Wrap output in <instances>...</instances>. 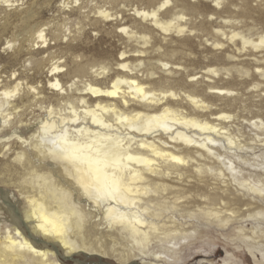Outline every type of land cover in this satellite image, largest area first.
Listing matches in <instances>:
<instances>
[{"label":"bare ground","instance_id":"6f19581e","mask_svg":"<svg viewBox=\"0 0 264 264\" xmlns=\"http://www.w3.org/2000/svg\"><path fill=\"white\" fill-rule=\"evenodd\" d=\"M262 185L264 0L0 2V264H264Z\"/></svg>","mask_w":264,"mask_h":264},{"label":"snow or ice","instance_id":"6c2138e0","mask_svg":"<svg viewBox=\"0 0 264 264\" xmlns=\"http://www.w3.org/2000/svg\"><path fill=\"white\" fill-rule=\"evenodd\" d=\"M0 2H2V0H0ZM9 6L11 7V5H9ZM40 35H41V37H42V36H43V33H41ZM114 87H115V85H114ZM107 95H115V92H109V93H107ZM97 107H99V105H98ZM93 122H94V123L96 122L95 119L93 120ZM64 143H68L67 136H65ZM141 147H144V145H141ZM66 158H67V157H66ZM71 158H72V159H77L78 157H77L75 154H72V155H71ZM127 159H128V160H132L133 157H132V156H128ZM173 159H176V158L173 157ZM106 166H107V165H106ZM122 180H123L122 177H120V178L113 177V179H112V183L116 186L115 191H119V186H120V184L122 183ZM85 187L87 188L88 185H85ZM112 194H113V193H111V192L107 193V195H108L109 197H111ZM260 194H261L262 196H264V185H262V186L260 187ZM97 198H98V199H99V198H102L99 189H97ZM37 219H38L39 221H42V222H41V223H37V224H35V225H34V229L38 230L40 233H43V234H44L45 236H47V237H52V238H59V237H62L63 232H62V230H61V229H60V228L54 223V221H52V220H50V219H48V218H46V217H43V216H38ZM136 222L139 223V220H137ZM17 235H19V233H17ZM28 247L31 248V250H32L33 252L36 251V249H35V248H32L31 245H28Z\"/></svg>","mask_w":264,"mask_h":264},{"label":"rangeland","instance_id":"374dc122","mask_svg":"<svg viewBox=\"0 0 264 264\" xmlns=\"http://www.w3.org/2000/svg\"><path fill=\"white\" fill-rule=\"evenodd\" d=\"M225 249H226V246L224 244L216 242L212 245L207 244L203 248H198V250H196V251L197 252H203L204 250H206L207 255H210V256L215 254V256H216L215 262L217 263V262H220L221 259L224 257ZM194 264H198V263L194 261ZM246 264H251V263L249 260H247Z\"/></svg>","mask_w":264,"mask_h":264}]
</instances>
